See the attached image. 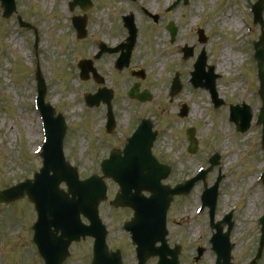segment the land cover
I'll use <instances>...</instances> for the list:
<instances>
[{
	"label": "rangeland",
	"instance_id": "1",
	"mask_svg": "<svg viewBox=\"0 0 264 264\" xmlns=\"http://www.w3.org/2000/svg\"><path fill=\"white\" fill-rule=\"evenodd\" d=\"M69 1L71 0H16L17 9L10 17L4 18L0 12V190L25 177H32V172L39 170L42 165L40 157H31V152L34 153L33 150L42 139L40 114L35 108L36 69L39 67L47 84L49 83L46 100L55 106L57 112L66 114L68 125L70 123L64 141L66 158L78 167L83 177L100 171V156L106 155L109 145L119 144L131 123L138 119V114H142V118H153L158 130L153 150L161 161L170 163L173 167L166 183L174 185L193 176L200 167L207 166V157L219 152V164L207 175L209 186L219 174L223 175L216 220L230 210L234 211L232 261L233 264H251L260 240L259 218L264 212V185L260 180V174L264 170L262 126L254 122L261 106L259 80L255 73L257 63L252 58L253 40L260 34V26L252 23L250 10L256 0H190L186 7L180 4L171 13H167L163 7L174 0H98L96 6L88 11L91 18L88 28L90 34L85 41L79 43L73 39L75 30L72 16L82 15L83 12L79 7L70 11ZM157 1L164 11L159 24L153 23L143 11V7H149L150 2L153 4L150 10L154 11ZM104 5L112 6V12ZM128 11L134 12L138 25H147L141 28L131 67L146 70L148 76L142 87L153 92V100L144 104L129 101L127 91L134 79L127 71L112 73L115 70V55L106 54L96 61L106 78L107 86L112 83L115 86L114 104L119 127L112 137L103 128L106 107L89 110L84 100L86 93L94 91L100 85L80 78L78 70L76 71V59L94 53L96 46L93 39L109 45L116 44L124 31L122 27L121 30L115 29L111 20L115 19L117 25H122V21L118 20L119 14L122 17L121 13ZM222 12L244 19L246 26L251 27L250 32L243 29L245 36L239 40L234 29L223 26ZM113 13L118 14L112 18ZM19 17L29 25L21 26ZM168 20L175 21L179 27L173 44L170 43L169 33L164 26ZM151 26L159 28L148 33ZM198 27L208 32L209 40L206 43L198 42ZM36 30V34L40 36L38 49L34 51L31 43ZM18 41L20 48L16 44ZM193 43H197L195 52L199 53L202 48L207 50L209 61L215 67L221 61L219 56L223 46H231L232 54L242 57L240 65L230 66L226 71L219 68L217 70L221 74L217 81L218 93L225 99V105L221 107H214L208 90L196 89L188 81L187 72L193 59H184L181 49ZM19 49L25 55L20 54ZM161 62L163 64L158 67L157 64ZM176 70L183 73L184 85L175 100L170 101L166 90ZM238 79L242 86L234 91L233 82ZM226 85L227 89L222 90ZM243 101L253 108L254 120L248 131L239 132L235 123L229 120V108ZM183 103L190 106L187 117L179 116ZM189 126L197 128L200 148L195 154L187 151L188 141L184 133ZM29 130L36 137L34 141L27 136ZM116 187L114 183H109L110 195L101 204L100 213L111 230L108 239L110 246L123 249L125 264H134V249L127 246L121 230L123 217L129 211H120L110 204ZM203 189V182L200 181L190 194L175 196L169 209L171 243L182 240L191 246L181 255L183 263L213 264L216 259L210 244L213 233L208 210L205 209V212L196 217L199 215L196 211ZM256 194H259V200L254 204L253 211L248 213L250 199ZM34 211V205L27 197L9 204L0 203V251L3 253L2 255L0 252V264H44L31 239V220L34 215V218L37 217ZM19 226H22L23 231ZM199 233H202V238L197 240ZM196 244L206 248L198 261L192 258L197 255ZM91 247L92 240L88 238L73 243L71 255L64 264H90ZM183 247L185 248L184 244ZM147 264H155L154 259H149ZM257 264H264V253Z\"/></svg>",
	"mask_w": 264,
	"mask_h": 264
},
{
	"label": "water",
	"instance_id": "2",
	"mask_svg": "<svg viewBox=\"0 0 264 264\" xmlns=\"http://www.w3.org/2000/svg\"><path fill=\"white\" fill-rule=\"evenodd\" d=\"M83 2L85 3L86 1L84 0V1H82L81 0V3L83 4ZM5 3H6V8H7V14H9L15 7H14V1L13 0H5ZM83 7H85V5H83ZM12 8V9H11ZM81 24V23H80ZM78 28H79V25H78ZM80 29L82 30L83 29V27L81 26L80 27ZM173 34H175V29L173 28ZM264 42V41H263ZM262 52H263V49L262 50H259V53H258V56L261 58L262 57ZM81 67H82V69H83V78H86L87 77V73L89 72V70H91L92 68H91V65H90V62H88V61H85V62H82L81 63ZM200 72H201V69H200ZM200 72L198 73V75H200ZM263 72V60H262V62H261V73ZM199 80H201V79H199ZM94 98H92L91 96H88L87 97V100H88V102L90 103V104H93V101H95V100H93ZM238 111L239 112H244L245 110L244 109H240V108H238ZM190 139H191V141H192V146H191V151H195L196 150V145L195 144H197V141H196V139H195V136H194V132L192 131L191 133H190ZM61 159H63L62 157H61ZM61 163V162H60ZM64 165V164H63ZM63 165L62 166H55V167H53L52 166V163H48V166H47V168L49 169V170H54V177H53V184H57L58 183V181H60V179L62 178V176L61 175H63V174H60V172L62 171V173L64 172L63 171V169L65 168H63ZM57 167H59V169H57ZM111 171H112V169H110ZM67 171H69L70 172V170L68 169ZM113 172V171H112ZM76 177V176H75ZM53 184H51L50 186H49V194H54V187H53ZM84 188V187H83ZM131 188V185H128V187H127V189H130ZM126 189V190H127ZM28 191L30 192V195H32V191H31V189H28ZM172 192H175V191H173L172 190ZM19 194L21 195V194H23V191H19ZM98 195H96L95 196V194L92 196V195H90V197L89 198H84V197H82V200H86L88 203H90L91 205H92V207H93V205H94V207L96 206V204H97V202H99L103 197H97ZM170 197V196H169ZM2 198L3 199H5V200H10L12 197H11V194L10 193H8V195H4V196H2ZM31 199L33 200L34 199V197L33 196H31ZM93 200L95 201L94 203H93ZM171 200V197L169 198V201ZM52 201H54V200H52ZM61 202L62 203H65V200H61ZM80 201H78V202H71V203H69V206H68V208L67 207H64L63 209H61V211H60V213L58 214V216L57 215H52L53 216V221H51L50 222V224H56V225H58L60 228H63L64 229V232L65 233H67V234H70V239H65V240H61V239H59V240H57V247L59 248V249H61V253H58L57 255H56V257H54V255L53 254H50L49 253V249H45L44 247H43V245H42V241H43V239H42V235L40 234V232H44L43 231V227L39 224L38 226H36L35 228L37 229V232H36V241L38 242V244H39V247H40V249H41V251L45 254V256L46 257H48V260H49V264H61V262H62V260L64 259V257L66 256V254H67V247H68V245H69V243H70V241H71V239L72 238H75V237H77L80 233H83V234H85V233H87V231H81L80 229H67V227L68 226H70V224H69V220H70V218L72 217V222H73V225L74 226H76V227H78V226H80V223H79V220H78V216H79V213L81 212V211H84L85 209H84V206H86L87 207V212L89 213V215H90V217H91V219H92V221H95V217H97V212H96V210H93V209H91V210H89V206L87 205V203H85V202H83V201H81L80 203H79ZM67 203V202H66ZM119 203H121V200L119 199V201H118V203L117 204H119ZM63 211H64V213H63ZM61 215V216H60ZM145 216V215H144ZM164 217H165V211H164V209L161 211V221H160V227H159V229H161L159 232H157V235L159 234H161V231L163 232V229H165V222H164ZM262 223H263V233H264V217L262 218ZM229 223H230V228L229 229H231L232 228V225H233V223L232 222H230L229 221ZM217 226V228L218 229H222V227L220 226V225H216ZM219 236L221 235L220 233L218 234ZM263 245H264V237H263V239H262V244H261V247H260V249H259V254H261V252H262V249H263ZM104 246V244H103V238L101 239V240H97V245H96V254L100 257L101 255L103 256V252L101 251V249H102V247ZM217 251L218 252H220V256H219V263L218 264H230V262H229V259L227 258V256H228V253H229V249H226V250H223V249H220V247H217ZM221 259H224V261L223 262H221ZM103 262V261H102ZM104 264V263H103Z\"/></svg>",
	"mask_w": 264,
	"mask_h": 264
},
{
	"label": "bare ground",
	"instance_id": "3",
	"mask_svg": "<svg viewBox=\"0 0 264 264\" xmlns=\"http://www.w3.org/2000/svg\"><path fill=\"white\" fill-rule=\"evenodd\" d=\"M212 1H216V0H212ZM149 6L151 8H153L152 2L149 3ZM221 19H222L223 26L228 27L229 29H234L238 33V38L241 39V37L243 36V27H244V24L241 22V18L237 17L235 14H232V15L230 13L223 14V12H222ZM12 39L14 40L13 37H12ZM16 44L19 45V48H20V45H21L20 42L18 41ZM19 52H20V54L25 55V52L24 51L22 52L21 49H19ZM219 59H221V61L218 62V68L220 70H225V71L229 70L230 66L236 67L237 65H240L242 63V57L240 55L232 54L231 46L230 47L229 46H227V47L223 46V48L221 49ZM162 64H163V62L158 63L157 66L160 67ZM241 86H242V83L240 81H234L233 82L234 91L237 88H240ZM226 89H227V85H226V88L225 87L222 88V90H226ZM27 136H29L32 139V141H34L36 138L33 135L31 130H29ZM252 183H253V180L251 182V185H252ZM257 193H260V191L257 190ZM258 195L259 194H256V196H254L253 198L250 199V204H249V207L247 209L248 213H251L253 211L254 204L256 203V201L259 200Z\"/></svg>",
	"mask_w": 264,
	"mask_h": 264
}]
</instances>
